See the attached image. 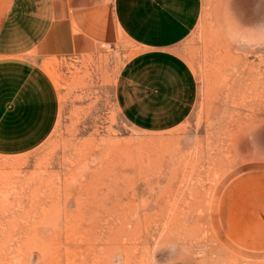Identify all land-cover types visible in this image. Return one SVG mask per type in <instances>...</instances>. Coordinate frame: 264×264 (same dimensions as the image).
Returning a JSON list of instances; mask_svg holds the SVG:
<instances>
[{"label":"rangeland","instance_id":"374dc122","mask_svg":"<svg viewBox=\"0 0 264 264\" xmlns=\"http://www.w3.org/2000/svg\"><path fill=\"white\" fill-rule=\"evenodd\" d=\"M176 49L196 95L163 131L118 108L128 39L49 62L53 131L0 155V264H264V0H203Z\"/></svg>","mask_w":264,"mask_h":264},{"label":"crops","instance_id":"0c3cea01","mask_svg":"<svg viewBox=\"0 0 264 264\" xmlns=\"http://www.w3.org/2000/svg\"><path fill=\"white\" fill-rule=\"evenodd\" d=\"M202 8L203 0H0V155L30 152L53 131L61 94L51 60L90 57L123 37L137 51L116 83L121 113L143 131L183 123L196 88L176 47Z\"/></svg>","mask_w":264,"mask_h":264}]
</instances>
